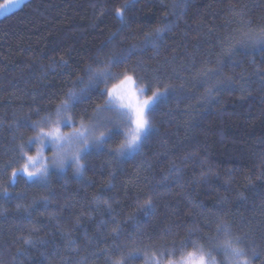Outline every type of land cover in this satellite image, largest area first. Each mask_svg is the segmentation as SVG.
I'll return each instance as SVG.
<instances>
[{
    "label": "trees",
    "instance_id": "obj_1",
    "mask_svg": "<svg viewBox=\"0 0 264 264\" xmlns=\"http://www.w3.org/2000/svg\"><path fill=\"white\" fill-rule=\"evenodd\" d=\"M124 2L27 0L0 18V165L14 157L5 151L13 136L19 142L21 135L33 134L9 125L33 108L41 111L31 120L54 110L119 28L114 13ZM171 3L138 0L128 13L134 22L113 41L115 49L162 26ZM232 9L242 11L253 28L264 25V0H187L183 14L169 16L173 26L158 51L149 48L129 61V68L143 63L139 75L151 79L158 70L163 83L176 85L154 116L159 131L140 155L117 164L106 152L94 154L83 180L68 169L50 176L47 189L23 175L8 185L11 168L0 175V186L12 193L10 200H0V264H105L101 253L113 243L117 226L120 244L130 243L131 234L159 246L179 242L189 228L210 235L217 218L230 221L234 234L247 233L256 249L251 264H264V52L238 49L221 57L219 75L193 78L202 68L217 67L220 40L241 18ZM228 77L231 87L208 99L206 89ZM101 102L94 98L81 107L91 116ZM22 164L15 160L12 167ZM45 196L46 205L33 204ZM148 198L153 207L145 216L138 209ZM129 264L144 262L141 257Z\"/></svg>",
    "mask_w": 264,
    "mask_h": 264
},
{
    "label": "snow or ice",
    "instance_id": "obj_2",
    "mask_svg": "<svg viewBox=\"0 0 264 264\" xmlns=\"http://www.w3.org/2000/svg\"><path fill=\"white\" fill-rule=\"evenodd\" d=\"M22 3V0H6L0 9H9ZM138 0H125L115 9L114 16L119 21V28L110 34L103 42L96 55L92 58L81 75L76 76L72 87L63 91L59 102L55 103L54 110L37 120H31V114L39 115L40 109L33 108L25 115L9 125L10 128L30 129L33 133L26 138L21 135L19 142L13 136L10 149L14 153L12 160L0 165V175L9 168L6 183L14 186L16 178L23 175L26 182L48 188L49 178L54 174H66L68 168H73L76 178L83 180L84 170L88 160L94 154L106 152L117 164L133 159L140 155L145 146L156 135L159 129L153 124V119L160 106L168 102L169 96L176 91V85L163 83L158 70L154 71L151 79L139 75L137 70L145 67L141 61L129 68V61L138 53L152 48L158 51L159 43L173 26L169 16L183 14L187 8V0H172L171 12L161 20L162 26L146 32L143 39L137 43H130L126 48L117 51L113 41L121 33L129 29L134 17L128 15L135 8ZM234 16L241 17L238 27L231 30L220 40L221 53L218 55L216 68H202L195 74L194 79L219 75L222 65L221 57L234 55L236 50H253L264 52V25L252 27L251 20H244L243 12L232 9ZM123 42V37L121 38ZM109 45H112L109 48ZM108 48V51L105 49ZM210 61H205L208 63ZM60 63L67 67V61L61 58ZM93 64L95 66H93ZM114 69H117L114 71ZM163 83V87L160 85ZM183 87V85H181ZM231 87V77L217 80L207 89V98L211 99L215 92ZM151 91V95H148ZM101 99L95 104L93 114H87L89 102ZM50 104L53 101H49ZM101 113H111L110 116L98 118ZM2 126V124H0ZM67 129V130H66ZM115 147H111L112 143ZM35 146V153L30 154ZM50 151L51 155H45ZM15 160H22L20 167H12ZM50 191V190H49ZM12 193L6 186H0V200H10ZM49 197L34 200L33 204L48 202ZM104 204L110 209L108 201ZM153 201L148 198L140 204L138 211L145 216L149 215ZM20 208V205H17ZM78 223V221H77ZM208 223H205V227ZM199 230L189 228L185 238L177 242L175 239L165 241L159 246L151 243H142L136 236L130 234V243H118L121 229L119 226L112 230L113 243L103 249L105 264H129L134 259H143L144 264H251V257L256 255L253 241L247 233L234 234L232 224L225 219L217 218L212 234L196 235ZM139 235V233H137ZM196 238H193V237ZM151 240V237H148ZM30 244L31 240H25ZM74 244V240L69 241ZM251 250V255L249 251Z\"/></svg>",
    "mask_w": 264,
    "mask_h": 264
},
{
    "label": "rangeland",
    "instance_id": "obj_3",
    "mask_svg": "<svg viewBox=\"0 0 264 264\" xmlns=\"http://www.w3.org/2000/svg\"><path fill=\"white\" fill-rule=\"evenodd\" d=\"M25 1H27V0H22V3H20V4H18L17 6H15V7H13V8H11V9H9L8 11H4L3 9H0V18L1 17H3L4 15H6V14H8V13H11V12H13L14 10H16V9H18ZM6 3V0H4V1H2L1 3H0V5H4ZM111 115V113H101L100 114V116L98 117V118H104V117H107V116H110ZM67 130V129H66ZM45 155H51V152L50 151H48V152H46L45 153ZM69 170H71L72 172H73V174L75 175V172H74V169L73 168H68ZM67 169V170H68ZM76 176V175H75Z\"/></svg>",
    "mask_w": 264,
    "mask_h": 264
}]
</instances>
